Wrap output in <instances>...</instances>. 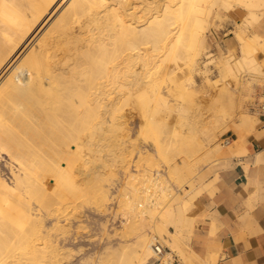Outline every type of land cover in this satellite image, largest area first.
<instances>
[{
	"label": "bare ground",
	"instance_id": "6f19581e",
	"mask_svg": "<svg viewBox=\"0 0 264 264\" xmlns=\"http://www.w3.org/2000/svg\"><path fill=\"white\" fill-rule=\"evenodd\" d=\"M61 1L0 0V158H5L9 174L0 168V264H57L71 254L64 246L78 239L71 221L79 219L84 197L92 195L101 207L109 200L99 171L91 177L95 183L85 185V135L100 129L123 130L121 118L127 113L119 119L113 106L131 103L136 93L146 92L136 108L147 119L143 131L155 133L161 152L167 149L164 134L172 133L167 146L186 154L180 163L171 164L174 168L212 152L240 156L247 152V136L257 129V119L246 111L245 103L253 99L251 86L264 81V62L257 57L260 49L264 51V33L255 30L264 16V0H220L226 7L243 9L256 34L249 42L237 35L247 48L238 60L224 61V76H231L233 84L223 85L207 105L194 103L195 108L171 107L159 80L147 79L160 71L159 62L178 65L186 55L195 60L217 0L213 4L167 0L150 15L144 13L148 17L140 16L137 6L126 12L123 0H66L59 8ZM160 53L165 55L161 61L156 60ZM171 111L182 118L180 130H169L159 117ZM229 130L236 137L224 149L220 137ZM152 162L140 155L138 173L127 175V187L138 202L125 189L121 205L129 216L122 233L132 237L113 248L121 253L120 264H155L157 237L176 249L184 228L193 226L197 192L171 201L172 188L152 173ZM137 180L143 183L142 190L136 187ZM46 218L54 219L50 226L45 225ZM81 224L76 230L84 227ZM170 259L161 264H170Z\"/></svg>",
	"mask_w": 264,
	"mask_h": 264
},
{
	"label": "rangeland",
	"instance_id": "374dc122",
	"mask_svg": "<svg viewBox=\"0 0 264 264\" xmlns=\"http://www.w3.org/2000/svg\"><path fill=\"white\" fill-rule=\"evenodd\" d=\"M65 1L66 0L60 2V5H58L59 8L65 3ZM166 1L167 0H127L126 3V0H123L122 2L123 5L126 6V8L123 6L125 10L127 9L126 12L133 7L135 9L138 7V10L135 11L138 14L141 13L142 15L140 16L144 15V17H148L146 16L147 14L150 15L151 13L155 12ZM209 1L212 3V1L214 0ZM209 1L207 2V5H211ZM174 2L175 4H177V0H173V3ZM217 2L218 5L216 4ZM217 2L214 3L215 6H212L213 8L210 9L211 15H209L210 19H208V26L203 35L199 54L195 57V60L193 62L190 61V57L186 55L184 56V58H181L179 60L178 65L171 61H164L163 63L159 62L162 65L161 69L159 68L160 71L155 74L156 76L151 75L148 77L149 79H147L148 81H150L153 80V78L155 77L157 79L156 82L159 80L158 83L161 84L160 86L163 87L161 88L162 94L165 93L163 94V97H165L171 107L176 108V106L178 105L181 106L185 104L187 106H194L195 108L197 104L207 105V103L213 98L214 94H216L223 85L227 83L233 84L234 80L231 76H224V61L227 59H234L233 61H235V59L238 60L241 53L246 50L247 45H244V41H239L237 35H241L246 42H249V40L252 41V39L255 37L256 31H254V28L249 26V24L246 22V19L244 17L245 13L243 9L241 10L237 6L226 7L223 5L222 1L220 3V0H217ZM135 3L136 5H134ZM145 11H149V13H146ZM159 55L160 56H157L156 60L165 57V55L162 53H160ZM257 57L259 61L264 62V51L262 49H260V51L257 53ZM159 61H161V59ZM138 64L139 66L137 65V63L135 65L136 70L140 69V63ZM162 74L164 75L162 76ZM251 89L253 91V99L245 103V109L248 113H250L257 119L256 128L258 129L262 128V125L260 123L257 105L262 100V97L264 95V81L256 82L254 85L251 86ZM172 90L173 92H171ZM142 92L144 91L136 93L135 97L133 96V100L131 101V103L127 105L123 106V104L120 102V107L123 106V109L120 111L119 103L113 106L117 110L116 113L118 114V118L121 117L124 112L125 114L127 113V118H121V122L123 123L124 127L123 130H119V132L117 130H108V132L107 130L104 131L100 129L95 131V133L92 132V134L90 133V135L89 133L85 135V141H88L89 143L84 142L85 147L83 155L84 158H87L84 159L86 162L85 166L88 165V169L87 167H85L87 169V172H85L84 177L85 180L86 178H88L90 182L89 183L87 180L85 185L86 187L90 188V186L88 185H92L93 183H95L92 181L93 179L91 177H94L96 175L95 171H99L98 173L101 176L100 183H102L101 185L104 186L105 189H103L106 191V194L108 196L107 199L109 198V200H107V204H103L101 207L99 206V204L98 206L96 205L97 203L95 202V200H92L94 199L92 195L88 194L84 197L82 207L80 209L81 218L79 217V219H72L73 221H71L73 225L71 229H74L73 231L76 233H73L72 230L71 232L73 233V236L76 234L78 236V239H76V241L74 239H71V241L66 244L67 246H64V248L71 254L66 255L67 257L64 256V258L63 256H60L61 258L58 262H56L57 264H89V262L91 264H101V262H103L104 264H120V256L118 255H121V253L115 251L114 249L121 242L132 237V233H129V235L128 232H126V234L125 232L122 233V228L124 223L126 222V216L128 214H125L126 208L121 205V201L125 199V189L128 188L126 182L128 179L127 175H129L130 173H138L137 169L139 168V166H137L136 163L140 155H147L151 162L153 161L152 164H154L153 168L155 170L153 169L154 171H152V173L154 172V175L156 174L155 176L159 174L161 178L165 180V182L169 186H171L172 192L169 196V199L171 201H175L177 199L182 198L185 199V197L186 199H188L192 197V195H195V192H197V197L195 198L196 200L203 192L211 188V182H213L212 179L215 180L218 177V172L227 166L228 159L231 156H238V154L235 153L232 155H220L216 152H212L207 156V158L203 159L205 156H201V159H199L198 161H193L192 163H188L187 166H178L176 168L171 167L172 165L175 166L176 164L180 163L185 158L184 155L186 154L182 152L180 153L177 148H174L175 146L172 148L167 146V143H169L170 139L173 138L172 133L164 134L163 142L166 143L165 145L168 150L166 149L165 152H161V150H159L157 147L159 142H157L156 140L155 133L150 134L148 132L147 135V132L143 131L145 130L144 128H146L147 126V119L142 117V115L138 113V109H136L141 99L146 95V92ZM194 103H197L196 106ZM103 107L104 109L105 107L109 109V105L108 107L106 105ZM104 109L103 111L107 112V110ZM171 113L164 112L159 117L160 119H163L165 121L169 130H180L182 127V118L179 117L180 115L177 116V113L174 111H171ZM125 119L128 124L126 121V123L123 122ZM140 123L145 125H140ZM141 126L144 128L142 129ZM96 133L99 136H97ZM145 135L147 137H145ZM235 136L236 134L233 130H229L223 135H221L220 140L222 143L224 142V149H227L229 146V144L227 143V138H229L231 141L232 138H234ZM94 138H96V145L93 141ZM146 138L150 139L147 140ZM203 138L205 137L202 136V139ZM203 142L207 145L206 139H204ZM4 161V157L0 158V168H5V173L9 176L6 167H4ZM90 163L92 164V166ZM109 173L110 175H108ZM106 176L108 179L105 178ZM110 180L111 182H109ZM136 182V187L142 190L143 183L138 180L135 181V184ZM130 189L131 188H128V195H130V197H133L134 203H137L138 201L135 199V196H133V193H131L133 191H131ZM118 193L120 194V196L118 195ZM139 208L136 210V212L140 211ZM148 215L146 216L148 217ZM53 220V218H46L45 225L50 226ZM80 221L82 222L81 225L84 227L82 229L79 228V230L77 228L76 230L75 227L79 224ZM170 229L173 232L176 231V228L173 225L170 226ZM191 231V227L184 228V230L182 231L181 242L178 247L176 246V249L174 248L175 250L171 249L175 246L169 245V241L167 242V240L165 241V239L163 240V238L157 237L159 240L161 239V242L163 240L164 245L169 247L173 252L171 254H166L164 258L165 260H163V262L169 260V258H172L170 259V264H174L172 256L173 254H177L181 264H195L192 258V254L189 250V239ZM113 251L115 252V254L111 253ZM102 259L104 261H102ZM23 260L25 261V259ZM97 261H100V263H98ZM110 261L111 263H109ZM40 264L48 263L45 261Z\"/></svg>",
	"mask_w": 264,
	"mask_h": 264
},
{
	"label": "crops",
	"instance_id": "0c3cea01",
	"mask_svg": "<svg viewBox=\"0 0 264 264\" xmlns=\"http://www.w3.org/2000/svg\"><path fill=\"white\" fill-rule=\"evenodd\" d=\"M255 30L264 33V16ZM246 148L194 202L189 250L195 264H264V128L247 136Z\"/></svg>",
	"mask_w": 264,
	"mask_h": 264
},
{
	"label": "built area",
	"instance_id": "2783aa9c",
	"mask_svg": "<svg viewBox=\"0 0 264 264\" xmlns=\"http://www.w3.org/2000/svg\"><path fill=\"white\" fill-rule=\"evenodd\" d=\"M257 111L260 117V123L262 125V128H264V95L262 97V100L257 105ZM227 143L230 142V139L227 138ZM155 248V264H161L166 256V254L173 253L171 249L167 246H165L159 239H156L154 243ZM173 261L174 264H181L180 259L177 254H173Z\"/></svg>",
	"mask_w": 264,
	"mask_h": 264
}]
</instances>
